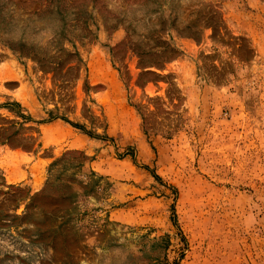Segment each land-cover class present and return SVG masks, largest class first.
Returning a JSON list of instances; mask_svg holds the SVG:
<instances>
[{
	"label": "rangeland",
	"instance_id": "rangeland-1",
	"mask_svg": "<svg viewBox=\"0 0 264 264\" xmlns=\"http://www.w3.org/2000/svg\"><path fill=\"white\" fill-rule=\"evenodd\" d=\"M0 264H264V0H0Z\"/></svg>",
	"mask_w": 264,
	"mask_h": 264
},
{
	"label": "trees",
	"instance_id": "trees-1",
	"mask_svg": "<svg viewBox=\"0 0 264 264\" xmlns=\"http://www.w3.org/2000/svg\"><path fill=\"white\" fill-rule=\"evenodd\" d=\"M71 125L74 126V127H76V128L82 129V130L85 132V129H83L82 126H80V125H78V124H73V123H71ZM157 178H158V177H157ZM174 222H175V224L177 225V222H176L175 219H174Z\"/></svg>",
	"mask_w": 264,
	"mask_h": 264
}]
</instances>
